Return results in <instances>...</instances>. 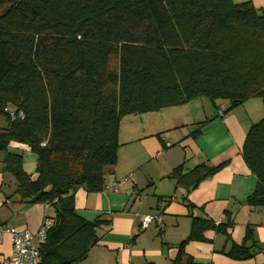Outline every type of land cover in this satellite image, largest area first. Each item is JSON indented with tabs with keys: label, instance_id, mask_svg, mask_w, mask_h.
Returning <instances> with one entry per match:
<instances>
[{
	"label": "trees",
	"instance_id": "trees-1",
	"mask_svg": "<svg viewBox=\"0 0 264 264\" xmlns=\"http://www.w3.org/2000/svg\"><path fill=\"white\" fill-rule=\"evenodd\" d=\"M199 98L218 109L229 102L222 116L252 98L264 106V8L233 0H0L4 171L15 178L14 195L54 212L39 264H79L100 242L110 221L81 217L75 192H102L123 119ZM12 144L37 156L33 175ZM241 155L257 179L246 202L264 207V115ZM226 165L186 173L179 166L168 178L190 192ZM233 225L193 218L172 264H194L185 246ZM228 256L253 257L245 245Z\"/></svg>",
	"mask_w": 264,
	"mask_h": 264
},
{
	"label": "crops",
	"instance_id": "crops-1",
	"mask_svg": "<svg viewBox=\"0 0 264 264\" xmlns=\"http://www.w3.org/2000/svg\"><path fill=\"white\" fill-rule=\"evenodd\" d=\"M233 1L264 8V0ZM193 101L122 121L117 164L107 171L106 184L131 179L119 192L76 189L75 208L81 217L110 221L98 230L100 242L79 264H172L178 246L190 234L193 218L234 224L226 233L208 230L203 241L189 242L185 253L194 264H264V207L246 202L257 179L241 155L248 130L263 118L262 101L252 98L224 116L211 101L201 100V106ZM225 103L216 105L228 109L230 104ZM5 127L0 117V130ZM10 150L22 153L24 169L33 175L37 156L25 145L12 144ZM4 158L0 153V228L36 234L44 219L54 216L53 209L28 205L14 195L15 178L4 171ZM225 162V167L190 192L168 178L179 166L186 173ZM132 193L147 198L139 201ZM155 214L162 215V226L141 230L142 220ZM242 245L253 257L228 256L233 247ZM13 249L11 236L0 233V264L12 259Z\"/></svg>",
	"mask_w": 264,
	"mask_h": 264
},
{
	"label": "built area",
	"instance_id": "built-area-1",
	"mask_svg": "<svg viewBox=\"0 0 264 264\" xmlns=\"http://www.w3.org/2000/svg\"><path fill=\"white\" fill-rule=\"evenodd\" d=\"M225 110L224 106H220L218 114L223 115ZM131 179V176L118 179L112 183L105 184L102 192H119L120 188ZM133 196L139 201L145 200L147 197L132 193ZM153 224L162 226L163 217L161 214L146 216L141 223V230H148ZM53 225L51 219L45 218L42 225L36 234H32L28 230L18 231L14 228H0V233L8 234L11 236L13 244V256L9 261L2 262L1 264H39L40 261V248L46 240V234Z\"/></svg>",
	"mask_w": 264,
	"mask_h": 264
},
{
	"label": "rangeland",
	"instance_id": "rangeland-1",
	"mask_svg": "<svg viewBox=\"0 0 264 264\" xmlns=\"http://www.w3.org/2000/svg\"><path fill=\"white\" fill-rule=\"evenodd\" d=\"M113 63H115V61H113ZM201 100H207V102H210V100H208V99H206V98H204V99H202V98H199V99H196V101H193V102H196L195 104H199L200 106H201V104H202V102H201ZM261 100V99H260ZM225 104H229V102H226ZM263 104V103H262ZM132 116H140V115H132ZM127 118H131L130 116H127V117H125L124 119H123V121L125 120V119H127ZM126 126H128V124H126ZM249 131V130H248Z\"/></svg>",
	"mask_w": 264,
	"mask_h": 264
}]
</instances>
